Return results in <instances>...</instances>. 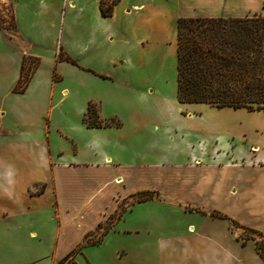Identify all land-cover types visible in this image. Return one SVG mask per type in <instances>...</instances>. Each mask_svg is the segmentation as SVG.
Instances as JSON below:
<instances>
[{
  "label": "crops",
  "instance_id": "obj_1",
  "mask_svg": "<svg viewBox=\"0 0 264 264\" xmlns=\"http://www.w3.org/2000/svg\"><path fill=\"white\" fill-rule=\"evenodd\" d=\"M21 1L29 7L32 5L35 11L40 6L38 0H16V10ZM54 1L57 0H50ZM82 1L92 2L94 6L79 7L77 0H61L59 6L71 10L78 6V37L96 45L92 63L76 59L84 66L78 64L87 73L84 76L104 92L84 99L77 113L65 111L63 132L56 124L55 112L70 96V91L65 89L55 103V90L64 77L58 74L59 81L54 77L41 81L37 71L26 92L16 95L18 98L35 97L31 118L21 116L19 125L21 129H35L37 136L25 133L21 136L24 143L38 146L39 153L0 157V264H112L108 257L94 261L89 252L101 248L115 233L122 232L118 226L129 225V218L136 215V210L140 216L142 209L154 204L172 211V215H182L181 220L186 223L184 238L173 231L181 222L162 216L160 223L154 226L157 240L154 237L151 241L156 251L143 252L149 236L140 237L142 233L137 238L141 248L135 264H264L256 240L248 239L244 243L233 231V225L239 224L264 235V126L258 124L247 133L244 130L237 138L220 137L210 143L189 141L186 148L195 150L194 154H190L185 163H174L165 170L164 154L148 146L145 135L132 133L131 127L138 124L136 120L132 124L123 118V114L139 112L138 105L134 108L130 102L134 96L160 97L150 76L144 74L151 63L146 52L151 42L144 36L147 25L162 26L167 18L177 22L180 18L254 17L263 12L264 0ZM101 2L113 4L111 16L102 15ZM119 9H123L125 20H130L127 28L114 29L112 25ZM16 23L18 28L17 20ZM65 25V17L39 20V28L48 35L43 44L19 34L29 44L21 50L13 49V55L18 57L13 87L20 77L21 59L35 57L45 62L41 52L48 49L51 40L55 43L53 63L57 72L62 64L57 61V52L60 48L65 51L63 39L61 41ZM115 39L125 45L119 57L113 54L114 49L110 53L108 48V43ZM171 40H160L159 44L173 42L176 48L177 40ZM133 68L136 74H130ZM90 103L95 105L102 120L116 121L120 126L89 128L84 118ZM178 105L179 115L192 117L193 114L187 112L189 105ZM229 110L250 113L243 109ZM1 112L0 124L4 118ZM261 114L256 112L258 117L264 118ZM51 128L70 143L68 153H52ZM73 128L77 135L67 133V129ZM5 139L0 141V149ZM160 141L158 139L157 146H162L163 141L159 144ZM144 192H155L156 196L146 202L134 201V197ZM191 214L207 217L211 222L222 220L226 229L225 243L203 236L194 225L197 219L193 220ZM94 232L96 239L90 242L87 236ZM229 235L232 236L230 246L226 244Z\"/></svg>",
  "mask_w": 264,
  "mask_h": 264
},
{
  "label": "rangeland",
  "instance_id": "obj_2",
  "mask_svg": "<svg viewBox=\"0 0 264 264\" xmlns=\"http://www.w3.org/2000/svg\"><path fill=\"white\" fill-rule=\"evenodd\" d=\"M60 1L61 0L50 2V0H38L40 6L36 7L35 11V8H31L32 5L29 7L28 3L22 4V1L19 3L16 10V0H0V25H12L11 16L13 15H15L18 22V28L16 30H0V110H2L1 113L4 114L3 123L1 122L4 128L0 127V141L6 138L3 140V145L0 149V157L2 158L11 157L15 153L28 156L37 155L39 153L38 146L28 145L27 142L24 143L22 140L23 136H21L24 133L37 136L35 129H21V125H19V118L21 116L25 115L27 118H31L34 107L33 99H35V97L33 95H25L22 98H18L16 96L17 94L13 93L15 86H12V82H14V78H16L18 57L13 55L12 52L13 49L16 51L17 49L21 50L22 47L29 44L28 41L20 37L19 34H23L30 37L31 40L39 41L43 44L46 42L48 35L47 32L39 28V20L42 19L43 21V19L65 17L66 27L63 38H61V41L63 39L65 51L80 66H82V64H80L76 58L85 63H92L94 60L93 48L96 44L83 41L77 34L78 6L74 10H71L65 8L64 5L59 6V4H61ZM77 1L79 7L84 5L88 7L94 6L92 2L87 4L83 3L82 0ZM122 10L123 9H119L117 17L112 21L114 29L127 28L130 25V20H125L126 18L123 16ZM177 22H172L170 18H167L162 26L156 27L147 25V29H144V36L146 35L151 42L150 45H148L149 47L147 46L146 51L151 63L150 66L144 70V74L150 76L160 97L157 99H141L138 96H134L130 99V102L134 108L138 105L137 108H139V112H135L132 115L130 114L131 116L123 114V118L126 119L125 121L130 120L133 124L134 120H136V123H138L135 125L136 127H131L132 133L139 136L145 135L148 146L154 149L158 148L160 152L164 154L165 170H169L170 166L174 163H185L186 159L190 158V154H194L195 150L186 148V143L189 141L197 142L206 140L210 143L213 142L214 139L220 137L234 136L237 138L241 136L244 130L247 133L249 129H256V125L258 124L261 125L260 127L264 126V118L258 117L256 112L246 113L244 111L237 112L229 109L219 110L204 104L188 106L187 112H189V115L193 114L192 117L179 115L180 111L177 98V47L174 48L175 44L173 42L167 43L166 45L159 44V41L164 39L177 40ZM50 42L48 49L41 52L46 58V61L44 62V60L41 59L42 66L38 69L37 76L41 81H45L49 77H54L55 74L56 77L58 74L64 77L62 84L58 85L55 90V103L61 99L62 92L65 89L70 91V96L59 105L60 109H57L55 112L56 124L59 125L62 131L64 127L62 117L65 111L77 113L80 110V106L84 103V99L101 95L104 90L99 86H95L92 81L87 79L84 76V74L87 73L83 72V69L81 70L79 67L73 66L67 62H61L62 64L58 66L57 72H55L53 63L55 43L54 40ZM66 46L75 56L69 53ZM84 47L91 48V52L85 51ZM108 48L110 49V53L114 49L116 53L114 52L113 54L119 57L125 45H123L119 39H115L113 43H108ZM82 49L84 50L82 51ZM65 51L63 48L58 50L56 56L57 61L59 54L65 56ZM22 59L21 61H23ZM28 67L29 64H27L25 71H27ZM134 73L136 74L135 68H133V70L131 69L130 74ZM142 108L144 110L141 113ZM261 113L263 112H260V114ZM130 121H128V125H131ZM114 123L117 122L114 121ZM225 128L227 131H223ZM50 131L52 132L50 144L52 153H68V144L70 143L62 139L54 128H51ZM67 133L77 135V130L74 128L73 130L67 129ZM158 135L161 136V139ZM248 135L250 134L248 133ZM158 139L159 141L161 140L159 144L163 141L162 146L161 144L157 146ZM241 152L242 150H240V153ZM143 197L144 196L137 195L134 197V201ZM123 204L124 202H122V205ZM163 209L165 208H162V205H147L145 209H142L140 212V216L137 215L139 211L136 210L134 212L136 215L129 218V221H131L130 224L121 223L118 229L122 232L115 233L112 239L107 241L108 243L101 248L92 249L89 252L90 258L97 262L102 257H108L111 258L112 264H129L130 260H132V264H135L141 248L139 247L140 243H138L137 238H139V235L142 233L140 237L149 236L147 246L142 248L144 250L143 252L153 254L156 249L152 246L151 241L154 237L155 240H157L154 226H156L158 221L160 223L162 216L169 220L173 219L175 222H181L173 227V231L176 236L183 239L186 223H183V220H181L182 215L179 213L172 215L173 212L171 210V212H169ZM191 216L193 220L194 218L197 219L198 223L194 225L200 229L203 236L213 237L217 239V241L222 242L224 240L225 243L226 229L222 220L215 219L214 222H211L209 218L201 215L191 214ZM124 231H132V233L129 234ZM138 231L139 233H137ZM233 231L237 232L238 236L241 238L264 242V235L246 230L239 224L233 225ZM96 235V232L88 235L87 240L89 239L90 242L95 240ZM231 242L232 236L229 235L226 244L229 243L230 246ZM247 254H249V251H247ZM126 257L127 260H124Z\"/></svg>",
  "mask_w": 264,
  "mask_h": 264
},
{
  "label": "trees",
  "instance_id": "obj_3",
  "mask_svg": "<svg viewBox=\"0 0 264 264\" xmlns=\"http://www.w3.org/2000/svg\"><path fill=\"white\" fill-rule=\"evenodd\" d=\"M112 5L101 2L103 16H111ZM11 21L12 25H0V30H16L15 15L11 16ZM177 61L179 104H204L216 109L264 113V7L263 12L254 17L178 19ZM58 62H67L84 70L66 53L65 56L58 55ZM27 64L29 67L25 71ZM40 66L39 58L23 59L14 94L26 92ZM54 79L59 81L56 74ZM84 122L89 128L120 126L114 121L102 120L93 103L88 106ZM140 195L144 197L138 201L146 202L156 193ZM241 239L244 243L248 240ZM255 242L264 259V242Z\"/></svg>",
  "mask_w": 264,
  "mask_h": 264
}]
</instances>
